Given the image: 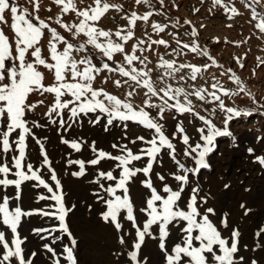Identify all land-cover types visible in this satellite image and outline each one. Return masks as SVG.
I'll return each mask as SVG.
<instances>
[{
  "label": "rangeland",
  "instance_id": "1",
  "mask_svg": "<svg viewBox=\"0 0 264 264\" xmlns=\"http://www.w3.org/2000/svg\"><path fill=\"white\" fill-rule=\"evenodd\" d=\"M14 2L21 7H27L34 16L38 15L40 19H44L51 27L57 28L62 35L69 38L70 35L55 23L56 18L60 17L69 23L78 22L75 13L70 12L64 15L60 10L61 6H57L53 0H39L38 12L35 11L29 0H14ZM75 2L80 9L95 6L94 0H75ZM107 2L119 7L110 9L99 21L98 26L113 32L127 27V17L132 12L141 16L148 12L152 13L147 23L137 21L134 37L125 44V49L126 52L131 53L133 46L140 40L146 41L140 47L147 50L141 52L137 49L136 55L141 58L147 57V68L152 70L151 80L157 88L171 84L173 87H183L187 92L206 89L205 101H201L195 96L189 98L192 100L195 112L212 120L220 128H223L225 114L219 109V102L212 101L209 95L211 92L219 95L228 107L247 109L253 112L251 116L242 115L229 122L232 137H218L216 150L207 157L210 167L201 169L196 175L188 174L189 182L184 185L179 204L186 210V202L192 195V189L198 187L199 210L202 213L207 208L214 210V214L209 213L208 215L222 236L230 238L234 229L239 231L237 258L244 257L243 264H251L252 259H256L258 264H264V232H261L260 236L256 235L260 229L264 228V165L259 164L256 159L258 156L264 157V107H262L264 106V63H261L264 61V33L255 27L256 21L251 19V9L245 6L250 0H222V5H215L214 0H163V4L160 3V0H149V3L139 4L136 3V0H107ZM223 5H227L228 8L234 6L240 15H233ZM255 7L257 12L264 11L260 6ZM6 19L7 24H0V28H3L10 41L14 42V33L10 29L12 22L10 13H6ZM153 23L165 26L164 32L154 31L151 27ZM193 30L198 34L195 37L191 36ZM49 38L50 34L46 32L42 38V44L38 45L42 48L45 58L49 56L47 49ZM177 38L181 41V45L176 43ZM85 39L81 36L77 41L72 42L82 43ZM113 39L116 38L113 37ZM159 39L166 40L169 47L151 44L152 40ZM193 40L200 46V52L192 53L188 49L181 51L183 43H191ZM148 44H151L150 49H148ZM173 49L176 52H173ZM203 51H207L209 55L204 56ZM89 52L95 57H100V53L92 50L91 46H89ZM74 55L80 58L84 54L74 53ZM209 57L213 58L216 64H212ZM161 58L175 62L176 67L180 64L196 65L201 67L202 72L197 75L196 80H192L190 69L185 68L176 74L175 79H172L164 76L165 69L159 66ZM29 59L32 58L29 57ZM115 59L122 61L123 57L117 54ZM237 59L244 67H240ZM93 62L99 63L97 59H94ZM134 63L136 67L144 68V65L138 61ZM205 65H209L206 70H204ZM228 69L232 71L227 72V75H222ZM40 71L44 72L47 77L44 81L46 85L53 83L51 74L47 73L42 66ZM233 73L240 78L244 87L243 92L239 91L240 86L235 83V80L230 79ZM162 76H164L163 80L160 79ZM180 76H183L184 79L181 80ZM105 78H107V82H104ZM125 79L118 72L105 71L94 81V86L104 88L109 93L124 99L125 94L134 87V85L130 86L132 82L123 84ZM115 80H121L122 86L116 87ZM213 84L216 85V88L212 87ZM222 89L237 93V95L225 96ZM145 91L146 89L136 88L138 94L132 97L135 106H142ZM253 98L256 103L253 102ZM39 100H43L44 103L39 105L34 112L28 113L26 117L32 135L26 140L28 147L24 163L25 166L29 163L32 164L34 170L54 190L55 182L51 180L53 170L60 180L65 207L71 209L66 221L77 241L74 252L78 264H130L127 253L133 250L135 228L130 221L123 218L121 219L122 228L119 231L113 224L105 223L101 214L106 211V204L99 198L100 196L105 199L109 198L100 184L106 188L109 185H114L116 181L101 178L98 173L112 171L118 178L121 171L116 167L118 161L105 159L99 165H91L88 161L97 156V153L91 150L93 142L98 150H104L113 156L124 154V145L136 153L140 148L148 147V145L143 141H137L135 144L131 141L136 140L138 136H143L146 140L151 139L154 130L146 129L131 121H114L112 125H107V117L99 112L80 114L76 118H71L67 109L62 113L63 119L66 121L62 128L59 124L60 117L53 114L49 119L45 115L53 103V95L48 93L43 96L33 94L29 98V103ZM152 103L161 104L162 101L158 97H153ZM169 103H173V101H169ZM213 109H215L214 114L212 113ZM146 110L156 117L158 123L164 125V132L170 139L175 134V139H172V142L176 146V159L188 168L195 167L193 159L183 154L184 149L188 146L182 143L183 134L176 132V127L177 124H181L185 130L184 134L190 138L189 144L195 146L196 143H203L200 133L197 131L204 127L203 122L191 113L180 115L174 109L166 110L163 119L157 116L158 109ZM97 118H99V123L94 122ZM52 120L57 122L52 123ZM33 122L39 126H35ZM18 132L19 130L13 133L10 142L18 138ZM62 139L80 142L81 150L77 152L69 144L63 143ZM37 140L44 146L50 167L43 163L44 157L41 155L40 144H37ZM113 144L118 147L113 148ZM249 148L253 150L251 153L248 151ZM169 151L161 150L158 162L154 163L153 171L149 176L146 177L142 172L137 173L129 182V194L134 205V215L140 227L148 218L146 213L141 212L140 209L146 207V200L151 195L150 189L144 187L141 181L150 178L157 191L165 196L167 194L162 191L164 184L169 185L173 190H177L179 187V182L173 178L172 174L183 173L171 159ZM16 155H18V151L15 150L14 144L13 151L8 154L0 152V163H8L12 168V172L7 176L8 179L17 178L14 175L16 169L12 167V157ZM147 159V157H143L141 161H134L129 166L144 167ZM76 160L85 161L83 176L73 175L74 172L80 170L79 165L69 162ZM25 171H27V167H25ZM156 173L164 176V180H160ZM3 178L5 177L0 174V179ZM117 194L122 193L118 192ZM19 195L20 198L16 199L17 189L14 185H0V203L4 197H8L10 209L19 206L23 211L35 213L22 217L18 227L20 238L24 240L22 247L26 257L35 252L37 255L33 258L34 264H54L56 258L60 259L61 264H67L60 254L65 245L71 246L68 236L60 231H35L58 228L59 221L53 216L40 214V210L49 213L56 211L55 201L40 199L41 196L50 197L52 193L33 180L25 181L21 185ZM125 214L122 212L121 216L123 217ZM225 218L228 222L227 228L221 223ZM0 231H4L6 239L11 240L10 230L2 223H0ZM152 231L153 235L158 236V226L154 225ZM121 236H124L126 241L124 245L119 242ZM54 237H60V239L53 243ZM180 237L179 228H172L166 241V247L171 248L175 243H179ZM45 244L55 249L57 257H53L51 253L47 252L44 248ZM158 245V239L146 237L142 252L149 258L150 264H165L164 255ZM13 264H16L15 260H13Z\"/></svg>",
  "mask_w": 264,
  "mask_h": 264
},
{
  "label": "snow or ice",
  "instance_id": "2",
  "mask_svg": "<svg viewBox=\"0 0 264 264\" xmlns=\"http://www.w3.org/2000/svg\"><path fill=\"white\" fill-rule=\"evenodd\" d=\"M29 2L33 4L35 11L38 12L40 7L39 0H29ZM53 2L57 6H61L60 10L64 15L71 12L75 13L78 18V22L75 23L65 22L60 17L55 20V23L70 35V38L62 35L57 28L51 27L49 23L44 19H40L38 15L34 16L27 7L19 6L14 0H0V24H7L6 13H10L12 21L10 29L14 33V42H12L9 36L5 34L3 28H0V152L6 155L13 151V144L15 145V150L18 151V155L12 157V167L16 169L14 175L17 178L8 179L7 176L12 172V168L9 167L8 163H0V174L5 177L0 179V185H14L17 189L16 199L20 198L19 190L25 181H37L39 185L46 188L49 193H52L50 197L41 196L40 199L55 201L56 211L49 213L40 210V214L53 216L59 221L58 228L51 230L37 229L35 231H60L67 235L71 241V246L65 245L60 255L67 261V264H78L74 252L77 241L69 230V224L66 221L71 209L65 207L60 180L53 170L51 180L55 182L54 190L34 170L32 164L29 163L25 166L24 163L28 147L26 140L32 135L26 117L28 113L34 112L39 105L44 103L43 100L29 103V98L33 94L41 96L45 93L52 94L53 103L49 106L45 115L49 119H51L53 114L60 117L59 124L62 128L66 124L62 113L67 109L71 118H76L80 114L99 112L107 117V125H112L114 121H131L142 125L146 129L154 130V135L151 139L146 140L145 137L138 136L136 140L131 141L133 144L137 141H143L148 145V147L140 148L136 153L128 148L127 145H124V154L113 156L104 150H98L95 142H93L91 150L97 153V156L88 161L91 165H99L105 159L118 161L116 167L121 170L118 178L112 171H101L98 173L101 178L116 181L114 185H109L106 188L103 184H100V187L109 198L105 199L103 196L99 198L106 204V211L101 214L105 223L113 224L115 229L119 231L122 228L121 219L123 218L130 221L133 228H135V240L132 242L133 250L127 253L130 264H150L149 258L142 252L146 237L159 240L158 247L164 255L165 264H243L244 257L237 258L236 256L239 252V231L234 229L230 238L222 236L208 215L209 213L214 214V210L207 208L203 213L199 210L197 202L198 187L192 189V195L186 202V210L180 207L179 201L184 191V185L189 182L188 174L196 175L201 169L210 167L207 157L216 150L217 138L232 137L233 134L229 130V122L242 115L251 116L253 112L247 109L228 107L219 95L211 92L209 95L212 101H218L219 109L225 114L223 128H220L212 120L195 112L192 100L189 98L190 96H195L197 99L205 101L204 93L207 91L206 89L187 92L183 87H173L171 84L157 88L151 80L150 73L152 70L147 68V57L141 58L136 55L137 49L141 52L147 50L140 47L146 41L140 40L138 44L133 46L131 53L126 52L125 49V44L134 37L137 21L147 23L152 15L151 12L142 16L132 12L127 17V27L113 32L99 27L98 23L110 9L118 8L119 6L109 4L107 0H94V7L87 6L80 9L77 7L75 0H53ZM136 3H149V0H136ZM160 3L163 4V0H160ZM214 4L222 5V0H214ZM245 6L251 9V19L256 21L255 27L261 33H264V11L257 12L255 7L260 6L264 9V0H250ZM223 7L233 15H240L234 6L228 8L227 5H223ZM151 27L157 33H162L165 30V26L156 23H153ZM46 32L50 34L47 42L49 53L47 58L43 56L42 48L38 46L42 44V38ZM197 35L195 30L191 32V36L195 37ZM81 36L86 38L82 43L72 42L77 41ZM113 37L116 39H113ZM176 43L181 45V41L178 38ZM151 44L169 47L168 42L164 39L152 40ZM151 44H148V49L151 48ZM89 46H91L92 50L98 51L100 57L90 54ZM183 49H188L192 53L201 51L200 46L194 40L191 43H183L181 51ZM173 52H176V50L173 49ZM74 53H83L84 55L77 58ZM117 54L122 55V61H116L115 57ZM202 54L204 56L209 55L207 51H203ZM29 57L32 59H29ZM94 59H97L99 63H94ZM209 59L212 60V64H216L213 58L209 57ZM137 61L144 65V68L136 67L134 62ZM109 62L112 63L110 64ZM237 63L240 64V67H244L239 59H237ZM261 63H264V61H261ZM41 66L47 73L51 74L53 83L47 85L44 83L47 77L44 72L40 71ZM159 66L165 69L164 76L172 79H175L176 74L185 68L190 69V78L192 80H196L197 75L202 72L201 67L196 65L180 64L176 67L175 62L164 60L163 58H161ZM208 67L209 65H205L204 70ZM105 71L118 72L121 77L126 78L123 84L132 82L130 86L134 85V87L125 94L124 99L109 93L104 88L94 86V81ZM231 71V69H228L222 75H227V72ZM164 76L160 77V79L163 80ZM180 79L183 80L184 77L180 76ZM230 79H234L235 83L240 86V92L244 91L240 78L235 73L232 74ZM104 82H107V78L104 79ZM114 84L116 87H121L122 81L115 80ZM212 87L216 88V85L213 84ZM136 88L146 89L142 106H135L132 102V97L138 94ZM222 91L225 96L237 95V93L226 89H222ZM65 97L68 98L66 99ZM153 97H158L162 103H152ZM169 101H173V103H169ZM253 102L256 103L254 98ZM146 109H158L157 116L160 119L164 118L166 110L174 109L180 115L191 113L203 122L204 127L197 129L203 143H196L195 146L189 144L190 138L187 134H184L183 126L177 124L176 127V132L183 134L182 143L188 146L184 149L183 154L193 159L195 167L188 168L176 159V146L172 142V139H175V134L170 139L164 132V125L158 123L156 117H153ZM212 113H215V109L212 110ZM56 122V120H52V123ZM94 122L99 123V118ZM33 123L35 126H39L35 122ZM17 130H19L18 138L10 142V137ZM36 142L40 144L41 155L44 157L43 163L50 167L43 144L39 140ZM62 142L69 144L77 152L81 150L82 145L80 142L66 139H62ZM112 147L116 148L118 146L113 144ZM162 149L170 150L168 154L183 174H172L173 178L179 182L177 190H173L167 184L163 185L162 191L167 194L166 196L161 195L157 191L150 178L141 181L144 187L150 189L151 195L146 200V207L140 209L148 217L143 222L142 227H140L134 215V205L129 194L128 185L137 173L142 172L146 177L149 176L153 171L154 163L158 162V156L161 154ZM248 151L251 153L253 150L249 148ZM143 157L148 158L144 167L129 166L134 161H141ZM256 159L259 164L264 165V157L258 156ZM69 163L79 165L80 170L74 172V176L80 177L85 174V161L76 160ZM25 167H27V171H25ZM156 175L160 180H164V176L160 175V173H156ZM96 182L99 183V181ZM225 187L228 186L225 185ZM118 192L122 194H117ZM201 199L203 200V198ZM122 212L126 213L123 217L121 216ZM33 214L35 213L23 211L19 206L10 209L9 198H3L2 203H0V223L10 230L12 238L9 241L6 239L5 232L0 231V264H13V260H15L16 264H34L33 258L37 254L32 252L26 257L22 247L24 240L20 238L18 232L21 218ZM221 223L225 228L228 227L227 218L222 220ZM154 225L158 226V236L153 235L152 228ZM172 228H179L181 237L179 243H175L171 248H168L166 247V241L171 234ZM261 232H264V228L260 229L256 235L260 236ZM59 239L60 237H54L53 243ZM119 242L122 245L126 243L124 236L119 238ZM44 248L53 257H57L53 247L45 244ZM54 264H61L60 259H54ZM251 264H258V262L256 259H252Z\"/></svg>",
  "mask_w": 264,
  "mask_h": 264
}]
</instances>
